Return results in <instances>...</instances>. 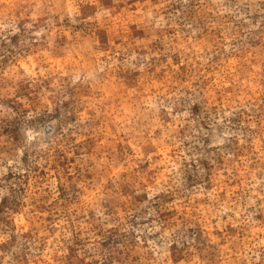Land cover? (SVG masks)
Here are the masks:
<instances>
[{
    "label": "rangeland",
    "instance_id": "1",
    "mask_svg": "<svg viewBox=\"0 0 264 264\" xmlns=\"http://www.w3.org/2000/svg\"><path fill=\"white\" fill-rule=\"evenodd\" d=\"M0 264H264V0H0Z\"/></svg>",
    "mask_w": 264,
    "mask_h": 264
}]
</instances>
